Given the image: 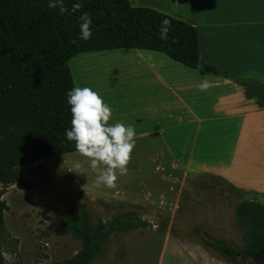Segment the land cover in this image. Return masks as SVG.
<instances>
[{"label":"trees","instance_id":"16d2710c","mask_svg":"<svg viewBox=\"0 0 264 264\" xmlns=\"http://www.w3.org/2000/svg\"><path fill=\"white\" fill-rule=\"evenodd\" d=\"M77 2L82 7L72 13ZM64 3L69 10L66 13L49 8V0H0V264H7L1 240L8 209L2 196L7 187L30 189L33 182L24 178L22 166L76 151L75 142L66 138V129L71 127L67 92L75 86L67 65L70 58L107 49H147L201 74H230L200 60L197 29L182 19L152 7L133 6L129 0ZM85 12L92 19V37L88 40L79 39V17ZM165 18L171 20L167 41L160 39ZM98 202L114 206L104 200ZM115 206L119 211L105 221L94 216L86 202L69 205L60 227L79 240L80 246L70 257L50 264H91L112 234L151 227L141 215V205ZM234 224L242 232L240 247L198 226L191 231L225 261L253 264L251 254L264 250V204L256 198L239 201L234 206Z\"/></svg>","mask_w":264,"mask_h":264},{"label":"rangeland","instance_id":"374dc122","mask_svg":"<svg viewBox=\"0 0 264 264\" xmlns=\"http://www.w3.org/2000/svg\"><path fill=\"white\" fill-rule=\"evenodd\" d=\"M79 55L67 61L75 86L92 88L106 103L108 91L138 82L136 70L144 64L143 57L130 49ZM159 138L136 140L128 173L119 177L115 188L95 187L96 173L90 161L76 151L22 166L24 178L33 186L10 185L2 196L8 205L1 234L7 264H50L73 255L80 242L64 232L60 223L67 207L80 202H86L91 213L105 221L119 211L115 205L136 203L143 207L141 215L152 222L148 228L112 234L91 264H230L205 247L191 230L198 226L240 247L242 232L234 224L239 197L234 188L212 177L174 172L168 154L151 161L149 150L155 146L150 142ZM76 162L82 164L84 173L71 170ZM255 198L264 204V195Z\"/></svg>","mask_w":264,"mask_h":264},{"label":"crops","instance_id":"0c3cea01","mask_svg":"<svg viewBox=\"0 0 264 264\" xmlns=\"http://www.w3.org/2000/svg\"><path fill=\"white\" fill-rule=\"evenodd\" d=\"M129 3L193 24L200 60L230 74H201L158 51L119 48L142 56L144 64L136 70L138 82L105 93L110 122L134 126L136 140L160 137L150 142V160L168 154L174 172L218 179L239 201L264 195V0ZM205 78L214 86L200 91Z\"/></svg>","mask_w":264,"mask_h":264},{"label":"clouds","instance_id":"9594fccd","mask_svg":"<svg viewBox=\"0 0 264 264\" xmlns=\"http://www.w3.org/2000/svg\"><path fill=\"white\" fill-rule=\"evenodd\" d=\"M48 6L58 8L61 13L69 11L64 0H49ZM81 7L79 2L74 3L71 12L75 13ZM79 19V39L88 40L92 37V19L86 12ZM170 29L171 20L163 19L160 25L161 40H168ZM175 42L173 39V43ZM213 86L205 78L197 87L200 91H207ZM67 98L71 106V127L66 129L67 140L74 141L76 152L90 161L89 167L96 173L94 186L115 188L119 177L128 173L127 166L136 146L137 133L134 126L125 125L123 122L111 123L112 108L90 87L74 86L67 92ZM82 167L80 162H76L71 170L84 173L81 171Z\"/></svg>","mask_w":264,"mask_h":264},{"label":"water","instance_id":"95a60500","mask_svg":"<svg viewBox=\"0 0 264 264\" xmlns=\"http://www.w3.org/2000/svg\"><path fill=\"white\" fill-rule=\"evenodd\" d=\"M197 67H200V64H198ZM250 259L253 264H264V250L252 253Z\"/></svg>","mask_w":264,"mask_h":264}]
</instances>
